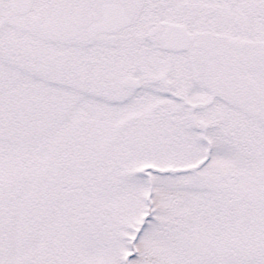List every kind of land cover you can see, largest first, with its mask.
<instances>
[{
  "label": "snow or ice",
  "instance_id": "6c2138e0",
  "mask_svg": "<svg viewBox=\"0 0 264 264\" xmlns=\"http://www.w3.org/2000/svg\"><path fill=\"white\" fill-rule=\"evenodd\" d=\"M0 264H264V0H0Z\"/></svg>",
  "mask_w": 264,
  "mask_h": 264
}]
</instances>
